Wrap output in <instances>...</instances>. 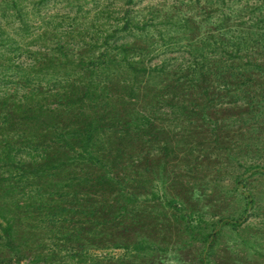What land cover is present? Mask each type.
Returning <instances> with one entry per match:
<instances>
[{
    "label": "trees",
    "instance_id": "16d2710c",
    "mask_svg": "<svg viewBox=\"0 0 264 264\" xmlns=\"http://www.w3.org/2000/svg\"><path fill=\"white\" fill-rule=\"evenodd\" d=\"M100 2L0 0L19 25L0 35V215L13 213L0 220V264H80L121 235L138 240L145 144L163 123L212 128L242 99L231 123L243 150L263 148L264 0H206L204 24L171 33L134 0ZM157 44L179 54L153 64ZM164 134L167 163L176 146Z\"/></svg>",
    "mask_w": 264,
    "mask_h": 264
},
{
    "label": "rangeland",
    "instance_id": "374dc122",
    "mask_svg": "<svg viewBox=\"0 0 264 264\" xmlns=\"http://www.w3.org/2000/svg\"><path fill=\"white\" fill-rule=\"evenodd\" d=\"M205 2L134 0L132 5H135V13L151 14L159 30L171 33L169 31L175 32L183 19L204 24ZM100 4L121 7L122 0H101ZM63 5L61 2L57 8L61 12L66 11ZM5 15L0 11V24L5 26L0 31L1 36L4 31L12 35L19 27L11 25L9 15ZM4 38L6 36L0 40ZM157 46L160 48L154 53L153 64L162 63L168 55L179 54L174 50L176 46L170 49L161 44ZM231 99L235 98L225 101ZM239 100L240 109L234 103L225 104L219 116H212V128L175 123L161 125L160 131L174 135L176 147L166 163L169 138L164 132L154 144H145L144 160L148 168L153 165V170L146 172V185L139 197L138 205L147 211L143 217L147 221L138 240L133 242L127 235H121L117 241L120 246L113 241L104 250L94 249V260L80 264H93L97 259L100 261L95 264H264V145L262 150H255L257 141L251 140L252 146L249 144V148L243 150L240 135L243 131L231 123L232 116L242 115L247 107ZM170 114L174 117L173 112ZM218 117L223 120L217 121ZM216 122L224 127L219 133L218 127H214ZM234 128L232 134L230 131ZM198 132L201 140L196 138ZM220 133L222 138L216 146L214 136ZM216 148L219 151L215 152ZM204 150L215 154H203ZM132 200V204L125 205L136 204L134 197ZM5 214L7 217L0 215L2 223L13 215L11 211ZM138 241L143 242L144 249Z\"/></svg>",
    "mask_w": 264,
    "mask_h": 264
}]
</instances>
